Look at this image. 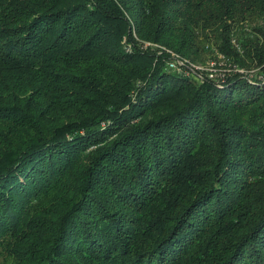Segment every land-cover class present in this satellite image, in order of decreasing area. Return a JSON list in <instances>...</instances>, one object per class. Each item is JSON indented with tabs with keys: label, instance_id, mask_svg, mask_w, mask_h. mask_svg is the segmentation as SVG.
I'll list each match as a JSON object with an SVG mask.
<instances>
[{
	"label": "trees",
	"instance_id": "obj_1",
	"mask_svg": "<svg viewBox=\"0 0 264 264\" xmlns=\"http://www.w3.org/2000/svg\"><path fill=\"white\" fill-rule=\"evenodd\" d=\"M0 264H264V0H0Z\"/></svg>",
	"mask_w": 264,
	"mask_h": 264
},
{
	"label": "built area",
	"instance_id": "obj_2",
	"mask_svg": "<svg viewBox=\"0 0 264 264\" xmlns=\"http://www.w3.org/2000/svg\"><path fill=\"white\" fill-rule=\"evenodd\" d=\"M152 47L154 49H159L158 52L162 53L164 50L170 53V59L168 61V65L170 69L176 70L178 72H186V70L190 71V73L187 74H197L199 76H202V74L206 73V75L211 78L215 79L216 81H219L220 79H224L226 77V73L223 74L221 77L219 76L220 73H218V68H217V62L213 61L207 66H201V65H196L192 63V61L181 54L172 51L171 49H167L166 47L155 44L152 42H146L145 43V48L147 47ZM224 56V55H223ZM225 57V56H224ZM234 70H240L243 71V69H240L239 67L235 66Z\"/></svg>",
	"mask_w": 264,
	"mask_h": 264
},
{
	"label": "rangeland",
	"instance_id": "obj_3",
	"mask_svg": "<svg viewBox=\"0 0 264 264\" xmlns=\"http://www.w3.org/2000/svg\"><path fill=\"white\" fill-rule=\"evenodd\" d=\"M205 47L209 46V49H206V52L204 53L203 57L201 60H192V63L196 65H201V66H207L211 62L215 61L217 62V68H218V73H220V77L226 73H232L234 71L235 65L231 63V61L228 60V58L224 57L223 53L220 52V50L216 47L215 43L213 40H209L204 43ZM258 70L253 71V73L257 72ZM187 73H190V71L186 70ZM180 73H185V72H180ZM185 73L186 75H189Z\"/></svg>",
	"mask_w": 264,
	"mask_h": 264
}]
</instances>
